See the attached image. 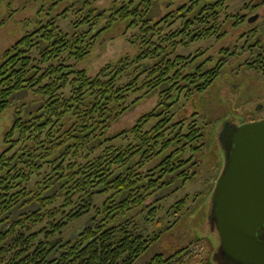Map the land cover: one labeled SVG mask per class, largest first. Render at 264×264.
<instances>
[{"label":"trees","instance_id":"trees-1","mask_svg":"<svg viewBox=\"0 0 264 264\" xmlns=\"http://www.w3.org/2000/svg\"><path fill=\"white\" fill-rule=\"evenodd\" d=\"M63 1L68 0H53L51 8ZM71 1L61 14L79 12L71 26L87 30L69 36L53 17L22 35L0 59V112L20 91L41 99L25 116L17 106L21 108L3 135L7 145L0 152V213L6 224L0 228V264H166L182 249L137 263L160 235L139 232L135 218L148 209L145 221L153 220L160 208L155 203L194 180L203 130L193 121L184 132L186 118L171 109L182 92L188 97L208 87L236 51L221 48L222 56L214 65H207L211 58H202V51L169 56L178 45L188 47L210 37L220 40L225 31L216 22L226 8L225 0H187L175 8L174 0H114L103 9L92 7L89 0ZM162 2L170 10L157 22L153 13ZM177 20V28L163 33ZM119 22L137 28L131 41L138 44V52L105 65L95 76L78 68L76 63ZM68 59L75 63L67 64ZM145 66L147 75L140 80ZM122 75L127 80L119 83ZM144 88L126 103L129 94ZM157 91L153 109L140 114L130 127L108 135L134 104ZM153 119L154 125L144 129ZM15 131L18 137L12 139ZM126 134L132 140L125 146L110 143ZM96 149L100 151L93 155ZM186 150L191 155L183 159ZM47 169L35 189L23 185ZM97 194L105 195L100 208L95 205ZM186 203L187 197L179 199L172 211L179 212ZM30 205L35 208L11 215L15 208ZM90 211L89 225L69 239H53L70 221ZM59 212H66L60 220L33 229L37 223L54 220Z\"/></svg>","mask_w":264,"mask_h":264},{"label":"rangeland","instance_id":"rangeland-1","mask_svg":"<svg viewBox=\"0 0 264 264\" xmlns=\"http://www.w3.org/2000/svg\"><path fill=\"white\" fill-rule=\"evenodd\" d=\"M68 1H63L52 9L53 0H0V59L4 51L10 48L22 35L34 30L50 18L55 17L59 29L69 36L76 31L87 30V26L77 29L71 26V22L77 20L80 16L79 12L66 11L65 15L61 14L63 9L69 6L67 2H72L71 0ZM113 1L89 0L92 7L99 9L110 7ZM186 1L174 0L172 8ZM257 1L259 0H225L226 8L219 14L216 22L225 31V35L220 40L215 37L199 40L188 47L178 45L176 51L169 58H173L175 55L193 56L195 53L202 51L204 52L202 58H211V61H207V65H214L217 58L222 56L219 52L221 48L235 49L236 53L240 55L241 52L250 47L251 40L245 41L246 27H235L237 25L236 21L252 13V8L259 6ZM80 4V2H76V7H80ZM169 10L166 7V2L159 4L157 12L153 13L154 21L160 22ZM260 12H264V5L260 8ZM124 23L119 22L111 29L105 31L97 40L89 55L84 60L76 63V66L84 68L88 75L95 76L105 65L109 63L115 64L122 57L135 55L138 52V44L131 41V38L137 34V28H127L121 25ZM162 23H160V26L163 25ZM179 23L180 21L177 20L171 26L164 27L163 33H166L169 29L177 28ZM250 54H252L249 59V65L251 66H244L243 60L237 58V56L229 57L228 61L221 67L220 74L208 87L201 92H194L188 97L182 92L179 95L178 102L171 109L172 111H179L183 114L182 118H186L184 132L187 131L189 123L193 121L197 123V126L203 130V136L199 141L203 142L204 145L200 154L195 157L197 173L194 180L186 182L182 188L155 203L154 205H160V208L156 211L153 220L145 221L148 209L137 214L135 219L139 232L144 235L159 232L160 235L137 260V263L146 262L157 253H162L167 257L182 249L180 254L166 264H213L210 262L209 257L214 249L216 239L215 237L212 239L209 237L208 225L206 226V212L208 203L207 190L215 182L222 159L220 147L215 142L216 132L223 123L249 121L252 116H256V107L264 103L263 87L260 84L264 81V74L261 73V70L264 71V51L254 48ZM33 57L38 59L39 56L36 52H33ZM147 61L150 62L149 60ZM66 63L74 64L75 61L74 59H68ZM39 65L45 67L46 64ZM145 69L139 76L140 80L147 75V66H145ZM126 80L127 75H122L118 82L124 83ZM252 86H256L255 93L246 94L245 91L250 90ZM145 90L144 88L138 93L129 94L126 103L132 102ZM65 93L68 94V89H65ZM158 94V91L147 95L144 94V98L134 104L127 113L111 126L108 135L130 127L140 114L153 109L159 99ZM40 100L38 95L27 90L13 95L12 102L0 112V152L7 145L3 142V135L11 127L15 117L14 113L22 107L20 113L25 116L30 111L35 110ZM17 106L21 107L17 108ZM263 114L264 111H260L257 116L259 117ZM155 122L156 119L151 120L144 126V129H149ZM17 137L18 132L15 131L12 139ZM131 140L132 135L126 134L116 137L110 143L114 146H125ZM18 146L19 143L17 144ZM99 151L100 149L94 150L93 155H96ZM190 155L191 151L186 150L183 159ZM48 171L49 169L43 170L40 175H33L23 185L28 189H35L37 182ZM167 191L160 193L158 196ZM183 197H187V203L179 212H173L172 206ZM104 198V194H97L95 197L96 207L100 208ZM151 200L153 198L149 202ZM55 206L59 207L60 201ZM48 207L52 208L53 205L49 204ZM34 208V205L23 208L17 207L12 210L11 215L16 216L21 212ZM65 210L67 211L68 209L65 208ZM92 211L70 221L62 228L60 233L53 236V239H69L73 237L79 230L89 225ZM65 213L59 212L54 220L51 218L44 220L42 223H37L33 229L37 230L40 227L50 225V221L60 220L65 216ZM2 217L4 218V215ZM3 224L6 223L3 221ZM3 224L0 225V228L3 227Z\"/></svg>","mask_w":264,"mask_h":264},{"label":"water","instance_id":"water-1","mask_svg":"<svg viewBox=\"0 0 264 264\" xmlns=\"http://www.w3.org/2000/svg\"><path fill=\"white\" fill-rule=\"evenodd\" d=\"M220 129L221 166L206 212L209 237L216 239L210 262L264 264V118Z\"/></svg>","mask_w":264,"mask_h":264},{"label":"flooded vegetation","instance_id":"flooded-vegetation-1","mask_svg":"<svg viewBox=\"0 0 264 264\" xmlns=\"http://www.w3.org/2000/svg\"><path fill=\"white\" fill-rule=\"evenodd\" d=\"M257 3H259V6L253 7L252 13L245 15V16L241 15L243 17H241L239 19L240 21L239 20L236 21L237 25L235 26V27H243V26L246 27V29H245V31H246L245 32V35H246L245 41L250 39L251 43L249 44L250 47L248 49H245L243 52H241L240 55H239V53H234V55H232L231 57L237 56V58L242 59L243 60L242 63L246 67L250 62V60H249L250 57H252V54H250L252 49L258 48V49L264 51V12L263 13L260 12V8L264 5V0H259V1H257ZM226 49H227V47H226ZM232 50H235V49H232ZM259 53H257V54H259ZM218 59L219 58H217L216 61H218ZM261 73L264 74V71L261 70ZM260 84H262V87H263L262 91L264 93V81L261 82ZM255 89H256V86L255 87L252 86L250 88V90H246L245 93L246 94H249V93L252 94V92L255 93V91H254ZM257 107H260V109H257ZM257 107H256V110H257L256 116H252L249 119V121L264 118V114L262 116H259V117L257 116L260 111H264V103L259 104ZM220 127L217 129V131L220 130V132H221ZM222 138H223V141L226 140L225 135H222ZM0 214H1L0 215V225H2L3 224V217H2L3 214L2 213H0Z\"/></svg>","mask_w":264,"mask_h":264}]
</instances>
